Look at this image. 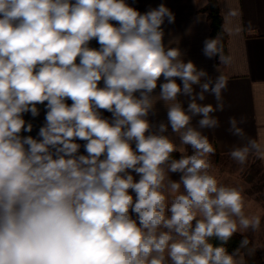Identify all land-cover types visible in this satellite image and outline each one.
<instances>
[{
	"label": "clouds",
	"instance_id": "9594fccd",
	"mask_svg": "<svg viewBox=\"0 0 264 264\" xmlns=\"http://www.w3.org/2000/svg\"><path fill=\"white\" fill-rule=\"evenodd\" d=\"M174 22L165 3L0 0V264H238L227 243L260 221L210 171L201 131L218 127L226 81L165 43ZM202 52L217 57L216 39ZM253 153L249 138L229 155Z\"/></svg>",
	"mask_w": 264,
	"mask_h": 264
},
{
	"label": "crops",
	"instance_id": "0c3cea01",
	"mask_svg": "<svg viewBox=\"0 0 264 264\" xmlns=\"http://www.w3.org/2000/svg\"><path fill=\"white\" fill-rule=\"evenodd\" d=\"M128 2L141 12L165 3L175 14V22L164 26L165 43L178 47L182 52V59L194 62L198 69L206 70L213 78L218 75L224 77L226 88L221 97L223 111L214 113L219 122L218 127L201 130L215 150L220 154H229L233 147L247 143L249 138L264 146V0H218L227 32L225 59L219 53L217 57L208 59L202 52L204 40L211 37L210 20L207 13L201 10L207 0H128ZM92 47H98V44ZM196 91H199L198 87ZM179 100L187 107L189 97L182 95ZM198 103L211 104L215 107L217 101L213 96L206 94V99ZM156 110L157 115L151 119L154 122L166 120L163 102L156 104ZM44 114L43 106H40V115L36 118L25 114V120L30 121L34 127L31 133L24 135L36 136L39 127L44 123ZM104 115L110 116L106 112ZM230 118L237 120V127L243 129V137H238L230 131ZM198 119L199 117L193 119V126L198 127ZM80 143L83 144L82 141ZM187 151H191L190 147ZM258 158L264 170V158ZM172 178L179 179V175L172 174ZM254 206L252 205V208L255 211ZM244 211H247L246 208ZM259 216L256 212L250 219L254 217L260 219ZM255 230L249 228L239 232L251 235ZM237 261L238 264H245L242 252H239Z\"/></svg>",
	"mask_w": 264,
	"mask_h": 264
},
{
	"label": "rangeland",
	"instance_id": "374dc122",
	"mask_svg": "<svg viewBox=\"0 0 264 264\" xmlns=\"http://www.w3.org/2000/svg\"><path fill=\"white\" fill-rule=\"evenodd\" d=\"M209 159L212 164L210 171L220 183L243 190L246 205L244 208L247 210L244 211L245 215L249 218L256 212L260 215V225L255 233L246 235L252 239L254 246L260 249L264 258V170L259 158L251 154L244 165L232 160L229 154H214ZM252 205L260 206H254V211Z\"/></svg>",
	"mask_w": 264,
	"mask_h": 264
},
{
	"label": "trees",
	"instance_id": "16d2710c",
	"mask_svg": "<svg viewBox=\"0 0 264 264\" xmlns=\"http://www.w3.org/2000/svg\"><path fill=\"white\" fill-rule=\"evenodd\" d=\"M202 11L207 13V17L210 20L211 24V37L217 41L218 53L226 58V41H227V32L225 31L223 25V16L220 11L218 0H207V3L201 8ZM91 46H96V41H92ZM189 153L191 151H188ZM215 154H220L218 150H215ZM174 157H178L179 154L174 153ZM243 238H247L248 245L247 247L240 248V243ZM213 243H218L213 240ZM228 252H233L236 249H239V252H242L245 256V264H264V258L261 254L259 248L254 246L253 241L247 235L237 232L232 236L229 242L226 245Z\"/></svg>",
	"mask_w": 264,
	"mask_h": 264
}]
</instances>
